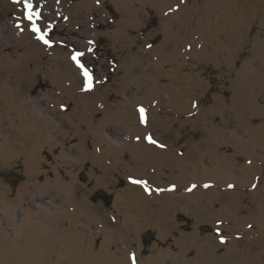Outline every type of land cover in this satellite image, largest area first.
Masks as SVG:
<instances>
[{"label":"rangeland","instance_id":"rangeland-1","mask_svg":"<svg viewBox=\"0 0 264 264\" xmlns=\"http://www.w3.org/2000/svg\"><path fill=\"white\" fill-rule=\"evenodd\" d=\"M30 2L39 33L0 0V264H264V0Z\"/></svg>","mask_w":264,"mask_h":264},{"label":"snow or ice","instance_id":"snow-or-ice-1","mask_svg":"<svg viewBox=\"0 0 264 264\" xmlns=\"http://www.w3.org/2000/svg\"><path fill=\"white\" fill-rule=\"evenodd\" d=\"M21 2L23 3L24 8H25V9L27 10V12H28L27 19H28L29 21H33V29H32V30H33L34 32L39 33V32H40V29L37 28V27L35 26V23H34V20H33L34 16H35V17H38V16H39V13H34V12H33V7H34V6H33V4L30 2V0H13V3H16V4H20ZM97 2L99 3V0H97ZM38 38L44 40V43H46V44L48 43V41L44 39L43 35H40ZM79 55H82V54H78V56H79ZM74 59H76L77 65H78L79 67H81V69L84 71V76H85V79H86V81H87V87H88V89H90V88H91V83H92L91 75L89 74V72H88L86 69H84V66H83L82 64H80V61H79V59H77V57H74ZM140 112H141V115H142V118H143L144 109L141 108V109H140ZM148 139H149V142H150V143H153V144H156V143H157V142H156L155 140H153L151 137H148ZM159 146L163 147V145H159ZM132 183H135V184H144L145 188L147 189V185H146V183H145L144 181L133 180ZM221 242H224L223 239H222ZM134 259H135V258L133 257V260H134Z\"/></svg>","mask_w":264,"mask_h":264},{"label":"water","instance_id":"water-1","mask_svg":"<svg viewBox=\"0 0 264 264\" xmlns=\"http://www.w3.org/2000/svg\"><path fill=\"white\" fill-rule=\"evenodd\" d=\"M81 0H70V2H79Z\"/></svg>","mask_w":264,"mask_h":264}]
</instances>
